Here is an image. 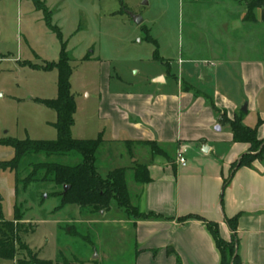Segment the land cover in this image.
<instances>
[{"label": "crops", "instance_id": "obj_1", "mask_svg": "<svg viewBox=\"0 0 264 264\" xmlns=\"http://www.w3.org/2000/svg\"><path fill=\"white\" fill-rule=\"evenodd\" d=\"M187 2L186 40L149 80L126 85L101 64L96 108L86 123V133L95 136L82 137L81 128L79 138L102 136L96 165L109 142L120 161L109 172L125 168L131 203L151 214L125 220L133 231V264H221L207 222L230 240L227 219L233 217L241 264H264V152L251 165H238L250 144L235 141L222 120L225 113L264 121V5L247 18L243 0ZM78 110L77 104L72 132ZM258 137L264 138V122ZM136 164L147 166L148 181L136 179Z\"/></svg>", "mask_w": 264, "mask_h": 264}, {"label": "rangeland", "instance_id": "obj_2", "mask_svg": "<svg viewBox=\"0 0 264 264\" xmlns=\"http://www.w3.org/2000/svg\"><path fill=\"white\" fill-rule=\"evenodd\" d=\"M187 1L0 0V137H58L56 111L35 98L57 96V69L39 66L59 61L62 51L69 56L72 91L79 106L72 134L79 138L82 128V137L95 136L86 133V123L91 125L96 108L101 64L110 65L112 79L121 78L126 85L149 80L152 72L164 68L163 58L178 51L182 36L186 40L188 21L183 14ZM135 16L142 21L137 22ZM243 122L256 126L258 118L248 114ZM108 144L101 149L107 154L101 152L97 161L103 177L120 163L113 160ZM13 156L11 146L0 144V161ZM79 159L75 153L29 154L20 168L27 166L30 171L37 161L74 165ZM127 183L132 185L129 175ZM18 186L16 172L0 168V221L12 220L16 205L22 214L21 227L15 228L13 236L15 258H0V264H18L31 256L52 264H133L135 242L125 220L135 219L140 210L122 208L115 198L107 209L77 204L60 207L61 185L40 181L24 191L21 184L17 193Z\"/></svg>", "mask_w": 264, "mask_h": 264}, {"label": "trees", "instance_id": "obj_3", "mask_svg": "<svg viewBox=\"0 0 264 264\" xmlns=\"http://www.w3.org/2000/svg\"><path fill=\"white\" fill-rule=\"evenodd\" d=\"M264 5V0H251L248 4L249 11L246 17L253 16V9L256 6ZM38 66V65H37ZM44 70L57 69L58 71V95L55 98H35V100L57 112V120L54 126L57 129L58 137L54 140L46 139H19L12 136L0 137V144L11 146L14 149V156L9 160H1L0 168L10 169L16 172L18 184L23 185L25 191L31 183L46 181L54 182L63 187L60 200V207L67 204H77L82 208H109L113 198L118 205L128 209L130 206L139 210L131 203L127 182L126 169L116 168L111 170L106 177H103L98 171L96 165L97 151L103 142L102 136L97 138H76L72 134V127L75 123V113L77 111V102L72 91L71 77L73 69L69 63V56L66 51H62L61 57L57 62H48L39 66ZM222 120L227 122L233 132L234 140L247 142L250 144V150L242 155L238 165H251L252 162L260 157L264 152V138L258 137V127L264 121L259 120L255 127L243 123L238 116L230 119L223 114ZM152 145L154 153L158 152L155 143ZM77 154L80 159L74 164H64L59 161H37L29 167L22 166V160L27 155L45 154L51 156H69ZM27 175L22 178V172ZM136 179L140 182H146L150 179L146 165L136 164L134 167ZM42 174V175H41ZM39 175L41 178L39 179ZM69 185L66 192L65 186ZM20 186L17 187V193L20 192ZM151 214L142 213L136 216L147 217ZM22 214L19 206L16 205L15 216L12 220L2 219L0 221V258L14 259L16 253V242L14 240V230L21 227L19 220ZM195 217L187 216L186 218ZM237 218H228L227 222L233 231L230 240L224 239L219 231V227L214 222H207V225L222 253L221 264H241L240 256L237 251L236 225ZM18 264H52L51 260L40 259L31 256Z\"/></svg>", "mask_w": 264, "mask_h": 264}, {"label": "built area", "instance_id": "obj_4", "mask_svg": "<svg viewBox=\"0 0 264 264\" xmlns=\"http://www.w3.org/2000/svg\"><path fill=\"white\" fill-rule=\"evenodd\" d=\"M178 160L182 165H186L187 164V159L186 157L183 155V152H180L178 155Z\"/></svg>", "mask_w": 264, "mask_h": 264}, {"label": "water", "instance_id": "obj_5", "mask_svg": "<svg viewBox=\"0 0 264 264\" xmlns=\"http://www.w3.org/2000/svg\"><path fill=\"white\" fill-rule=\"evenodd\" d=\"M135 19H136L137 22H141L142 21V17H140V16H135ZM68 188H69V185H66L64 192H66L68 190Z\"/></svg>", "mask_w": 264, "mask_h": 264}]
</instances>
